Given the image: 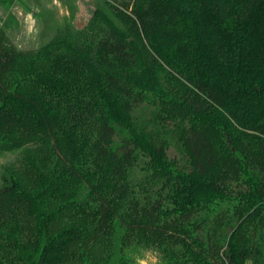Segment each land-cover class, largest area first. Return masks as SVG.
I'll list each match as a JSON object with an SVG mask.
<instances>
[{
  "label": "trees",
  "instance_id": "trees-1",
  "mask_svg": "<svg viewBox=\"0 0 264 264\" xmlns=\"http://www.w3.org/2000/svg\"><path fill=\"white\" fill-rule=\"evenodd\" d=\"M0 264H264V0H103L33 50L0 31Z\"/></svg>",
  "mask_w": 264,
  "mask_h": 264
},
{
  "label": "rangeland",
  "instance_id": "rangeland-1",
  "mask_svg": "<svg viewBox=\"0 0 264 264\" xmlns=\"http://www.w3.org/2000/svg\"><path fill=\"white\" fill-rule=\"evenodd\" d=\"M103 0H0V31L23 50H33L60 34L83 28ZM21 151L0 153V184ZM136 264H162L153 251L137 256Z\"/></svg>",
  "mask_w": 264,
  "mask_h": 264
}]
</instances>
